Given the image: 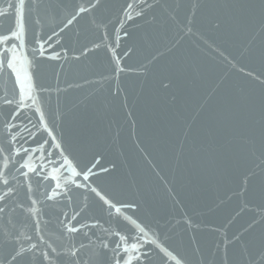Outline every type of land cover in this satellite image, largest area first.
I'll return each instance as SVG.
<instances>
[{
  "label": "water",
  "instance_id": "95a60500",
  "mask_svg": "<svg viewBox=\"0 0 264 264\" xmlns=\"http://www.w3.org/2000/svg\"><path fill=\"white\" fill-rule=\"evenodd\" d=\"M75 2L79 0H42L48 7L41 8L39 24L26 21L27 40L33 31L49 35L52 29L59 31L70 9L56 6ZM129 2L134 0H105L108 7L96 14L108 25L112 39L114 29L121 28L118 21L124 20L119 51L128 47L135 51L123 63L139 65L160 52L164 55L149 66L147 76L122 75L126 106L124 95L113 97L109 83L100 81V74L109 70L110 53L104 50L79 61L69 52L67 58L45 60L38 71L35 66L29 71L35 83L50 90L44 93V101L50 121L55 119L56 134L63 129L83 160L99 156L94 171L110 169L99 179L93 177L96 183L117 199L138 204V210L129 215L151 223L161 240L189 264H200L197 247L207 255L225 230L231 235L250 222L252 212L244 210L243 197L236 193L245 172L253 167V158L246 146L234 142L216 160L201 161L193 155L192 142L198 147L205 139L209 119L229 106L246 114L251 102L252 116L259 120L264 85L253 77L264 76V29L257 18L229 20L218 30L213 27V13L203 11L197 14L192 34H185L171 17L184 21L192 0H135L139 4L136 11L144 8L145 16L133 13V20L120 11ZM149 4L153 7L147 8ZM12 24V20L0 18V33ZM124 30L130 38L123 37ZM99 35L86 17L65 30L62 43L78 54L82 46L91 47L98 41ZM155 74L171 75L173 86L161 89ZM13 90L19 91L15 78L5 69L0 73V105ZM262 182L264 175L258 174L255 183ZM154 259L160 264L159 257Z\"/></svg>",
  "mask_w": 264,
  "mask_h": 264
},
{
  "label": "snow or ice",
  "instance_id": "6c2138e0",
  "mask_svg": "<svg viewBox=\"0 0 264 264\" xmlns=\"http://www.w3.org/2000/svg\"><path fill=\"white\" fill-rule=\"evenodd\" d=\"M42 7H48L42 0H0V18L13 21L6 32L0 33V73L8 70L19 90L5 94L0 105V264H155L156 257L160 264H189L186 257L161 240L151 223L128 214H134L138 204L117 199L96 183L93 177L99 179L110 169L99 167L94 171L99 165V156L83 160L73 150L63 129L56 134L55 119L50 121L44 101V93L50 90L35 83L29 71L33 66L38 71L45 60L67 58L69 52L79 61L81 57L104 50L110 53L109 70L107 74H100V81L109 83L113 97L124 95L126 106L122 75L147 76L149 66L164 53L139 65L123 63L131 59L135 50L128 47L119 51L124 20L118 21L121 28L114 29L115 39H112L108 25L97 18L96 14L108 7L105 0L57 5V8L70 9L63 27L58 26L59 31L52 29L50 35L33 31L31 40H27L26 21L32 19L34 24H39ZM138 7L134 0L122 5L120 11L127 20H133V13L143 18L145 10L136 11ZM203 11L213 13V27L218 30L229 20L255 21L257 18L264 29V0L258 3L255 0L217 3L192 0L184 21L176 16L171 20L182 25L181 31L186 30L185 34H192L197 14ZM86 17L100 35L91 47L84 45L76 54V49L62 43V34L74 22L78 24ZM123 37L130 38L131 34L124 30ZM176 44L178 41L173 47ZM166 51L171 52L172 48ZM253 78L264 85V76ZM155 79L161 89L173 86L171 75L155 74ZM253 111L251 102L247 104L246 114L226 107L209 119L204 141L198 147L192 142L193 155L201 161L216 160L234 142L246 146L248 156L253 158V167L245 172L240 191L236 193L243 197L244 210L251 211L252 218L239 232L229 235L225 230L207 255L197 247L200 264H264V182L259 186L255 183L258 174L264 175V101L259 120L253 118ZM257 229L261 231L258 233Z\"/></svg>",
  "mask_w": 264,
  "mask_h": 264
}]
</instances>
